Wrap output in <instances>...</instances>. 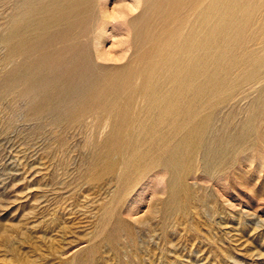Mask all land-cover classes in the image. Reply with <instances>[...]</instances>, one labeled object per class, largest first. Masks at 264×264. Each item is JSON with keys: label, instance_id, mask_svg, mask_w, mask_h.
<instances>
[{"label": "rangeland", "instance_id": "obj_1", "mask_svg": "<svg viewBox=\"0 0 264 264\" xmlns=\"http://www.w3.org/2000/svg\"><path fill=\"white\" fill-rule=\"evenodd\" d=\"M13 1L0 0V264H264V96L215 163L195 132L207 86L223 85L205 83L219 0H56L39 31L7 36ZM256 17L241 54L263 39Z\"/></svg>", "mask_w": 264, "mask_h": 264}, {"label": "water", "instance_id": "obj_2", "mask_svg": "<svg viewBox=\"0 0 264 264\" xmlns=\"http://www.w3.org/2000/svg\"><path fill=\"white\" fill-rule=\"evenodd\" d=\"M44 1L45 5L41 4ZM55 3L56 0H14L8 18L7 36L16 31L18 23L23 22L39 31L51 18L50 13ZM263 9L264 0H219L218 4L213 5V12L222 10V15L214 17L216 12L211 13L219 28L212 32L215 45L207 49L210 56L208 69L211 67L213 72L206 73L205 83L223 85L219 89L207 86L206 90L212 95V100L202 106L200 118L195 125L200 147L210 154L205 159L207 164L215 163V159L221 157L220 154L225 148L233 146L238 139L247 135L250 126L246 125L254 118L258 97L264 96V23L262 27L256 28L260 31L262 41L242 54L239 51L247 44L252 47L253 44L249 42L254 41L258 31L250 33L248 29L256 23V15ZM210 11L212 12V8ZM35 36L38 37L39 33ZM180 49L181 46L177 50ZM255 83H260L255 88L257 97L251 98L247 103L244 120L238 122V125L232 123L237 110L233 100L240 96L245 97L246 86L251 87ZM224 108L226 111L223 113Z\"/></svg>", "mask_w": 264, "mask_h": 264}]
</instances>
